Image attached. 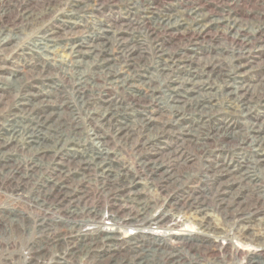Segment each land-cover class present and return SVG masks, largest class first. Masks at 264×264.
I'll return each instance as SVG.
<instances>
[{
  "label": "bare ground",
  "instance_id": "bare-ground-1",
  "mask_svg": "<svg viewBox=\"0 0 264 264\" xmlns=\"http://www.w3.org/2000/svg\"><path fill=\"white\" fill-rule=\"evenodd\" d=\"M8 1L0 0V52L22 36L30 37L24 53L27 58L18 68L25 78L40 85L46 95L60 87L54 74H61L64 81L72 82L68 85L70 94L89 87L91 95L94 90L102 97L98 101L77 96L72 107L61 97L32 101L28 95L36 96L37 92L28 85L33 83L25 84L21 76H0V95L8 91L15 96L12 106L0 116V191L8 193L11 204H24L27 209L26 213L20 210L11 215L3 206L0 226L12 225L21 234L34 227L41 233L32 257H25L22 263L78 264L85 259L86 264H264V185L256 184L264 181V71L258 94L247 81L264 68V60L257 64L252 55L263 45L253 51L251 47L255 38L264 41V16L249 18L229 8L213 16L210 9L203 11L198 6L180 14L175 9L157 11L151 6L140 9L138 5L134 10L128 8L134 3L131 0H107L116 8L134 10L130 20L108 16L90 22L86 16L90 4L80 0H42L34 7L26 6L28 0H19L15 6L19 20L7 22L4 5ZM136 19L171 37L189 30L196 43L215 30L238 49L229 47L223 63L211 68L209 62L195 64V55L168 52L162 43L152 45L151 41L156 60L149 70L145 60L143 64L131 61V50L115 52L110 48V43L118 41ZM55 48L66 52L67 59H57ZM152 78L159 79L166 89L151 86ZM65 89L62 84L61 93ZM109 89L123 93L131 102L147 98L154 103L146 108L131 107L129 102L111 98ZM47 102L54 107L45 111L42 104ZM168 138L175 140L179 154L186 149L192 152L184 164L203 157L208 161L201 175L209 186L216 179L227 183L228 189L215 188L211 194L214 205L204 195L192 197L191 191H179L194 172L181 168L177 177V173L162 168L170 160V151L164 146ZM227 140L229 143H224ZM232 140L236 141L234 145ZM212 141L218 142V149L230 157L229 161H210ZM125 149L132 155L130 162L120 156ZM144 150L157 156L145 158ZM89 181L96 183L105 207H94L86 201L81 207L69 205L85 199L83 187ZM28 182L49 186L48 192L42 196L26 192L22 186ZM137 183H142L143 189L135 187ZM168 183L177 184L175 194L165 189ZM247 187L256 195L254 202L244 203L251 200L243 191ZM77 189L83 195L72 196ZM226 194L230 200L225 202ZM55 210L63 214L46 217ZM210 210L219 216L217 222L207 219ZM187 213L198 217L192 234L209 239L210 244L226 239L232 244L229 253L221 259L175 263L155 258L158 250L167 247L155 239L116 243L122 227H171L172 220L179 221V215ZM47 219L50 223H45ZM105 220L111 226L104 227ZM254 220L258 223L251 225ZM195 241L201 243L202 239ZM239 245L250 246L241 258L237 257L243 250ZM103 252L107 255L101 257ZM162 255L173 258L164 251Z\"/></svg>",
  "mask_w": 264,
  "mask_h": 264
},
{
  "label": "rangeland",
  "instance_id": "rangeland-1",
  "mask_svg": "<svg viewBox=\"0 0 264 264\" xmlns=\"http://www.w3.org/2000/svg\"><path fill=\"white\" fill-rule=\"evenodd\" d=\"M18 1L19 0H10L4 5V9L6 11L5 21L14 22V21L19 20L17 16L19 15V13L17 11V8H15ZM94 1H96L97 3ZM131 1L134 2L135 4L133 3L132 7H128V6L127 7L132 8L134 10L137 9L139 6L141 7L140 9L142 8L144 9L145 7L148 8V6L149 7L151 6V9L153 8L154 10H157V11L175 9L176 10L175 12L177 14H180L182 10H185L186 12L189 8L193 9V8H196V6H198L197 8L203 11H207L210 9L211 11L210 10L209 11L212 12L210 14L213 16L216 15L220 10H225L228 8L231 9L232 12L233 11L237 12V14L242 12V14L245 16L249 15V18L250 17L256 18L258 15L264 16V0H131ZM80 2L82 4L84 3L90 4V10L86 15L89 17L90 22H92L91 20L97 21L99 19L100 20L105 19L108 16H110V18H117L120 20H124V18L130 20L131 14L134 11L130 9L131 11L129 12L126 7L116 8L115 6H112V3H109L107 0H80ZM41 3H42V0H40V2L39 0H36V1L28 0V3L26 4V6L34 7L35 5L36 6H38V4L40 5ZM2 8L3 6L0 7V11L2 10ZM147 12L150 15V12L148 11V9H147ZM54 25L57 27L56 24ZM152 31L153 30H152L151 25L149 26V24H145L143 22H137V19H136L135 23L132 22V25L128 27V31H126L125 34H123L119 38L118 41L114 40L115 42L110 43V48L115 52L121 51L120 50L121 48H124V49L127 48L128 50H131L132 51L131 53L132 57L130 56L131 61H134L135 63L136 61H139L137 62V64H140V63L143 64L142 61L145 60L144 66H150L149 70H152L153 68L152 66L154 65V61L156 60V58L153 55L154 53L152 49H150L151 46L155 44V42L162 43L164 48H167V49L169 48L168 52L178 51L180 52V55H185V56L195 55L196 57H198L197 59L198 61L196 62L195 60L194 62L195 64L199 63V65L202 66L203 64L209 62L210 64L208 65H210L211 68H214L213 66H218L223 63L222 57L226 55L227 52L230 53L231 51V48L229 47L235 46V50L238 49L236 45H230L229 43H227L228 40L224 38L222 34L220 35L219 32H216L215 30H211L210 32H208L204 38H201V40H199L198 43L193 41V38H190L189 30L178 31L179 32L178 37H171L168 35V33L157 32L158 30H154L153 32ZM79 32L81 33V30H78L77 34H80ZM180 37L183 40H181ZM254 40L256 42L252 44L253 46L251 45L252 51L254 48L258 47L259 45L261 46L263 45L261 50L255 49V51L252 54L254 58V62H257V64H260L264 60V41L262 42V40L257 39V38H255ZM151 41H152V45L151 44L149 45ZM171 41L174 43L172 44ZM29 42H30L29 36L27 35L22 36L20 41L10 43L2 52H0V76L12 77V78H17L21 76L22 79L25 80V84L33 83L32 79L25 78V75L22 74L21 71L18 70L22 62H24L25 58H27V56H25L24 53L26 51V48H28V45L26 44ZM127 49H125L126 52L128 51ZM54 52L57 55V59H60V60L67 59L68 57L66 52L63 53V51L60 48H55ZM23 70L24 71L27 70L26 73H28V69L24 68ZM186 71L187 70H183L184 73H186ZM263 71H264V68L259 71L257 70L256 73L254 72L253 74L249 76V78H247V81L248 80L250 81V86H251L252 91L256 94H258L259 92L260 79L263 76ZM54 75H55L54 79H56L58 83L60 84V87L58 88L59 90L55 89L53 92L50 91L46 93L45 95V92H42L41 90V86L38 85L37 83H33V85L31 84L28 85L29 89H32L33 92L36 91L38 95L36 94L35 96V95L30 94L28 95V98L34 101L35 99L42 98V97H47V99L51 98L52 100H54V98L61 97V99L63 100L67 99V101L70 102L68 104V107L69 106L72 107L74 105V102L76 101L75 99H78L76 98L77 96L79 97L82 96L84 98H90V99L98 100V101L102 100L100 99L102 97L97 96L94 93V90L92 93L93 95H91V89L89 87L85 88L83 92L81 91V93H77L75 95L70 94L71 91L69 90L70 88L68 85H71L72 82L64 81L63 77H60L61 74L59 75L54 74ZM62 84H64L66 87L65 93L64 92L61 93V90H60L62 87ZM158 85L163 90L166 89L164 84L159 83V79L152 78L151 86L156 88V86ZM159 90L160 89H158L157 92H159ZM109 92H111V94L109 95L111 98L115 99L116 101H121V103H125V104L131 103L129 104L131 107L139 106L140 108H146L154 103L153 100H150L147 98H138L137 100L131 102L121 92L115 91L113 89H109ZM13 96H14L13 93L8 92V91L4 93L2 92V94L0 95V116H2L3 113L5 114L8 108L12 106V101L15 99V96L14 97ZM42 106L45 108V111H48L52 107H54V105L51 103H48V104L43 103ZM156 114L157 113H155L154 115ZM257 114H258L257 118L260 119L261 114L260 113H257ZM101 131L109 135V132L106 129H101ZM111 141L113 142L112 138H111ZM166 141H167V145L164 144V146L166 147L167 151H170L169 153L170 160L168 163H163L162 168L172 170L173 173L175 174L177 173L176 174L177 177H178V171L181 170V168H183V170L187 169L192 173L194 172L193 174L195 175L191 177L190 180H188L189 182L187 185H184V187L179 188V191H182L183 193H186L187 191H191L192 197H199L200 195H204L206 198L208 197L207 200L210 202V204L214 205L212 204L213 197L212 198L210 197L211 194L213 195V191L215 190V188H223V189L227 188L226 187L227 183L225 181H221L220 179H216L214 180L213 185L209 186V184L205 180L202 179L203 177L201 175L202 172L205 169H207L206 164L208 163L206 162L208 161L204 159L203 157V158L194 159L184 164L183 161L185 160V158L189 159L192 157V152L190 151V149H186V152L179 154L176 150L177 143L175 142V140L173 138H168ZM229 141L230 140H227L224 143H229ZM235 142H236L235 140H232L233 145L235 144ZM217 143H218L217 141L211 142L213 147L209 148L210 154H211L209 155V158H211L210 161L211 162H213V160L218 161V162L229 161L230 157L221 153V151L218 149L219 145L217 146ZM160 145H163V144H160ZM156 146L157 145H153V147L155 148ZM117 147H119V145ZM154 153L155 152L153 151L144 150L142 152V156L145 158H148V157L154 158L157 156V154H154ZM188 155H191V156H188ZM120 156L123 157L124 161L130 162L132 160V155L126 149L124 152H122V155ZM256 184L262 186L264 185V181H257ZM176 186H177L176 183H168L165 189L171 192L172 194H175L178 190ZM135 187L139 189H143L142 183H137ZM22 188L24 191L30 192L31 194L35 196H42L44 193L48 192L49 186H34L32 182H28V183L23 184ZM83 191L85 193V195L83 196L85 197V199L81 198L77 201H71L69 205H73V206L76 205L78 207H81L82 201H86L88 205H93L94 207H98V206L105 207L106 203H105L104 197L103 195L100 194L99 192L100 190L97 189L96 183L93 184L92 181H89L83 187ZM83 191L77 189L76 191L73 192L72 196L83 195ZM243 191L247 192L248 194L247 196L251 199L250 201L248 200L247 202H244V203H250V202L255 201L256 195L252 193L248 187L244 188ZM224 198L226 199L225 202L230 200L228 194H226ZM11 203H12V200L8 196V193L0 191V208H2L3 206H6L3 208L5 212L11 215L12 213H16L20 210L24 211L25 213L27 212V209L24 204H11ZM7 206H10V208H7ZM13 208L15 210H13ZM162 210L163 209L161 208L159 212H161ZM208 213H209V217L207 219H209V221L211 220L210 222H213V221L217 222V220L219 219V216H216V213L212 210H210V212ZM62 214H63L62 212L58 213L57 210H55L54 212L47 214L46 217L47 218L49 217L57 218L58 215L61 216ZM257 221L258 220H254L251 223V225H255L256 223H258ZM197 222H198V217H194L190 215L189 213H187L182 216L179 215V221L172 220V222L170 223L171 227H156L155 225H152L150 227H140V225H134V224L128 225L120 229L121 232L116 240V243L126 245L127 244L126 242L128 240L144 243L143 242L144 240L152 241L153 239H155L156 241H158L156 243H166L165 245H167V247L165 246L163 248L165 250L157 251V253L155 254V258L160 261L169 260V261H174L175 263L188 262L191 259H202V260H208V261L212 259L214 260L221 259V255L229 253L230 248L232 247V244L231 242H228L226 239L221 238L219 242L210 244L209 239L203 238L198 234H192V232L196 230ZM26 223L28 225L31 224V222L29 221H27ZM45 223H50L49 219H47ZM102 225L104 227L111 226L108 220H105L104 222H102ZM194 235L196 236V238ZM189 236H192V238H187ZM40 239H41V233L37 231V229H35L34 227H30L26 232L21 234L19 231H14V227L12 225L7 226L6 228H2L0 226V264H4V263L5 264L6 263L7 264H23L22 262L25 259V257H32L33 248L37 244H40L39 243ZM195 239L196 240L202 239V242L200 243L199 241H195ZM197 244H200V245L197 246ZM239 246L243 250H241L242 254H240L237 257L241 258L243 257V255H245L248 249H250L249 248L250 246L249 245L248 246L239 245ZM55 251L59 252L60 251L59 247H56ZM162 251H164L165 253H170L171 255H173L172 256L173 258L165 259V257L162 255ZM34 254L37 255V253H34ZM105 255H107V253L105 252L101 253V257ZM227 257L228 255L225 256V258ZM259 259L261 260V258ZM78 264H86V260L82 259V262H79Z\"/></svg>",
  "mask_w": 264,
  "mask_h": 264
}]
</instances>
